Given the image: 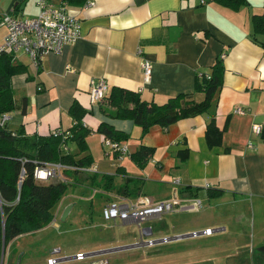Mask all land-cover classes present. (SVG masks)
Masks as SVG:
<instances>
[{"label":"crops","instance_id":"obj_1","mask_svg":"<svg viewBox=\"0 0 264 264\" xmlns=\"http://www.w3.org/2000/svg\"><path fill=\"white\" fill-rule=\"evenodd\" d=\"M36 1L0 0V13L24 16V12H34L29 15L33 16L38 12ZM69 9L79 20L78 38L64 45L59 53L45 54L38 66L26 55H20L26 71L11 77L17 107L8 113L7 122L10 131L49 136L55 131L69 132L75 123L70 114L74 104L84 111L81 123L90 133L86 138L87 150L79 156H89L96 173H80L77 180L71 181V186L76 190V198L88 197L91 206L92 200L98 197L100 207L96 213L89 212V224L85 223L84 231H76L71 226L62 231L54 225L56 229L72 238L80 234L76 236L78 247L89 252L83 257L90 259V264H105L96 260V256L123 250L119 247L122 240L103 242L99 236L83 235L96 229L90 224L96 215L98 222H104L103 207L119 199L139 205L200 201L201 208L197 211L164 214L169 220L163 223V230L170 237L160 241L209 238L226 231V225L245 218L246 210L251 213L253 226L258 216L261 234L264 230V143L252 127L264 124V48L258 43L262 34L253 31L252 15H264V0H247L237 9L214 0H92L86 8ZM5 34L4 28L1 43ZM219 58L224 67L222 85L209 111L166 128L154 125L143 134L131 120L112 118L107 101L90 102L91 81L104 80L108 92L113 87L122 88L137 93L146 102L162 105L169 98L194 93L197 76L210 74L211 66ZM143 59L151 64L148 81L142 73ZM212 116L216 127L223 132L218 147H209L205 140L206 125ZM101 122L128 136L127 141L119 142L127 148L120 159L103 144L105 137L96 133ZM141 146L152 148L154 153L143 168H138L130 156ZM184 150L188 156L180 164L176 155ZM68 152L78 153L70 147ZM91 176L96 178L95 184L86 180ZM105 176L113 180L107 183ZM212 190H220V196L210 197ZM65 204L58 209L57 216ZM74 205L72 202L62 222L72 214ZM188 213L198 214L200 223L196 229L199 231L181 235L191 229L185 223L187 219L179 218ZM161 217L143 222L140 237L153 236L155 227L151 223ZM210 225L219 228L212 229L214 232L209 236L200 234L210 229ZM46 228L28 235L32 238ZM12 241L4 248L8 253L5 264H14L15 257L12 259L9 248ZM134 247L139 245L130 248ZM69 249L67 243L59 241L49 248L50 254L63 255L70 253ZM21 251L18 264L26 262L32 254L28 249ZM71 260L72 257H63L56 262L68 264Z\"/></svg>","mask_w":264,"mask_h":264},{"label":"trees","instance_id":"obj_2","mask_svg":"<svg viewBox=\"0 0 264 264\" xmlns=\"http://www.w3.org/2000/svg\"><path fill=\"white\" fill-rule=\"evenodd\" d=\"M214 1L233 9L247 3V0ZM65 2L67 7L71 8L82 7L87 0H65ZM252 26L255 33L262 34V39L258 43L264 48V15L253 14ZM223 70L222 59H216L211 66L210 74L197 76L194 93L177 95L169 98L162 105L146 102L140 99L137 93L117 87L110 89L102 101H107L110 106L112 118L131 120L145 134L154 125L166 128L179 120L207 113L212 106L215 94L222 85ZM25 71L26 67L19 58L4 52L0 53V115L11 113L17 107L13 97L11 77ZM22 104H25V101ZM70 114L75 123L69 132H64V137L53 134L28 136L22 130L10 131L7 123L0 126V264L2 249L4 250L10 241L18 236L46 228L53 222L55 206L72 185L71 181L77 180L80 174L68 169L63 171L64 181L40 183L33 179L34 167L37 164L52 162L76 167L92 165L89 156L80 157L78 154L68 152V145L71 142L76 143L84 152L86 138L90 133L81 123L84 111L77 104L71 107ZM96 133L118 143L128 139L127 135L105 122L99 124ZM222 134L212 116L207 122L205 131L208 146H220ZM259 136L264 143V124ZM153 153L152 148L141 146L130 157L138 168H143ZM176 156L181 164L186 161L188 153L184 150L178 152ZM22 170L24 176L19 184ZM104 178L107 183L113 180L111 177ZM86 180L92 184L96 182V178L92 176L86 177ZM220 194V190L210 191V197H218ZM258 251L261 256H264V244L258 248Z\"/></svg>","mask_w":264,"mask_h":264},{"label":"rangeland","instance_id":"obj_3","mask_svg":"<svg viewBox=\"0 0 264 264\" xmlns=\"http://www.w3.org/2000/svg\"><path fill=\"white\" fill-rule=\"evenodd\" d=\"M32 13L34 12H24V17H28ZM19 15L22 16L21 14ZM1 26L5 28L4 25ZM3 27H0V37H2L4 33ZM69 147L73 152H78V155L83 154V151L80 150L76 143L71 142L68 145V148ZM93 165L96 166V163H93ZM75 191L73 186H69L62 199L55 206L53 210L54 215L65 202L67 203V205L65 204L66 206L62 208L61 214L59 216L56 214L55 222H53L54 224L52 226L44 229L39 235L35 234L32 238L28 234H24L23 237L9 244V248H11V252L13 253L12 259L15 257L14 264H18L22 249H25V251L28 249L32 254L27 257L26 262L22 261L21 264H48L49 259L59 260L63 257H72V260L69 261L68 264H90L92 262L86 257L76 258V256L78 257L79 255L89 254V252H83L81 248L78 247L80 243H78L77 240H79V238H76V236L80 235L79 233L74 234L72 238L62 235V232L54 226L57 225L62 231L69 226L76 231H84L87 229L85 223L89 224V212L91 210L95 213L97 212V208L100 207L99 198L97 197L92 200L91 206L88 197L85 199L82 197L76 198ZM87 195H90L89 192ZM85 200L87 201L86 203H84ZM72 202L76 204L74 205L75 208L67 221L62 222V215L64 211L71 206ZM246 212L248 215H246ZM84 213H87V217L85 218H83ZM244 213L245 218L231 223L230 225H226V231L214 233L213 236H209V238H183L177 241H160L159 239L163 237H170L163 230V223H167L169 220L168 215H164L160 220L151 223V225L155 227L153 236L140 237V230L144 228V223L138 226H123L120 222H98L97 215L95 218L93 214L92 216L95 218V221H90V224H93L96 229L83 233V235L85 234L89 238L99 236V238H102L103 242H108L109 240L120 242L122 240L119 247L123 250L107 252L96 256V260L104 262L105 264H264V256H261L258 251V248L264 244V230L261 234L258 233L260 224L258 223L257 215L255 216V225L253 226L251 213L247 210L244 211ZM197 215L198 214L195 213H188L179 216L181 219H187L185 223L188 222L187 227L191 228L190 230H185V233L181 235L199 231L196 229L197 224L200 223ZM209 228L212 230L219 227L210 225ZM58 241L67 243L70 248L68 252L70 253H67V255H63L62 253L50 254L49 248L53 246V243ZM142 242L152 243L140 245ZM40 243H42V245L38 246ZM137 245H139V247L130 248L131 246ZM108 249L110 248L105 250ZM78 251L79 253H76ZM7 257L8 253L5 249L1 264L6 263ZM55 264L60 263L56 262Z\"/></svg>","mask_w":264,"mask_h":264},{"label":"built area","instance_id":"obj_4","mask_svg":"<svg viewBox=\"0 0 264 264\" xmlns=\"http://www.w3.org/2000/svg\"><path fill=\"white\" fill-rule=\"evenodd\" d=\"M92 0L82 6L88 7ZM38 12L33 16H19L13 12L0 13V24L6 28V34L3 42L0 45V53L4 52L15 58L20 55H26L30 61L38 66L42 57L50 52L59 53L62 47L66 44L73 43L80 34V25L78 17L73 14L67 7L65 0H58L53 2L51 0H37L36 1ZM224 57V54L220 56ZM142 73L145 81L149 80L151 64L147 59L141 61ZM108 93V85L104 80H92L90 89L88 91L90 102L97 104L103 100ZM242 114V111H236ZM10 119L8 113L0 115V126L5 125ZM252 131L255 135H260L261 127L254 125ZM68 134V133H66ZM54 136L64 137L65 133L55 131ZM103 144L108 147L112 152L116 153L118 159L127 153L126 146L113 142L109 139L103 138ZM66 150V147H64ZM74 170L81 174H94L96 173L95 167H76L66 166L61 163H42L37 164L33 170V179L36 182L47 181H64V170ZM24 176V171L20 172V182ZM178 183V181H176ZM201 208V203L195 200L189 204H182L179 202H158L156 204H134L119 199L111 201L106 204L102 211V219L105 222H120V223H134L140 225L141 223L149 220L150 218L162 215L179 212V211H197ZM213 230L206 229L200 234L209 236ZM196 234H192L195 236ZM165 241V240H163ZM149 243H140V245H147ZM79 255L76 258H82ZM56 260L49 259L48 264H55Z\"/></svg>","mask_w":264,"mask_h":264},{"label":"water","instance_id":"obj_5","mask_svg":"<svg viewBox=\"0 0 264 264\" xmlns=\"http://www.w3.org/2000/svg\"><path fill=\"white\" fill-rule=\"evenodd\" d=\"M20 186V185H19ZM70 209H71V207H68L67 209H66V211H64V213H63V215H62V218H61V221H64L65 220V218L67 217V215H68V212L70 211ZM3 226H4V224H3ZM3 249H2V254H1V260H2V256H3Z\"/></svg>","mask_w":264,"mask_h":264}]
</instances>
